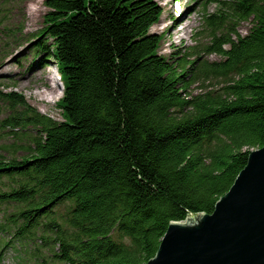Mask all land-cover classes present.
<instances>
[{"label":"trees","instance_id":"1","mask_svg":"<svg viewBox=\"0 0 264 264\" xmlns=\"http://www.w3.org/2000/svg\"><path fill=\"white\" fill-rule=\"evenodd\" d=\"M214 1L220 34L171 60L150 31L162 15L154 0H44L36 43L64 84L63 118L0 91L5 125L38 131L26 155L0 158V177L19 178L0 193L22 205L16 234L48 218L56 260L146 264L171 222L214 211L264 145V0ZM65 201L69 229L52 216Z\"/></svg>","mask_w":264,"mask_h":264},{"label":"rangeland","instance_id":"2","mask_svg":"<svg viewBox=\"0 0 264 264\" xmlns=\"http://www.w3.org/2000/svg\"><path fill=\"white\" fill-rule=\"evenodd\" d=\"M154 1L161 7L162 15L150 31L162 35L159 53L171 60L179 55L189 54L193 51V46L202 48L212 41L213 33L220 29L213 30L209 25L211 15L219 13V5L214 0H178L173 2L171 9L165 3L166 0ZM179 10L188 11L193 17L188 21L187 29L173 38L176 13ZM47 11L44 0H0V91L19 92L36 110L62 121V110L50 92V77L57 74L59 85L64 88V84L54 60H43L44 51L36 43ZM168 12L171 13L170 19L165 18ZM251 25L250 20L241 22L238 26L239 33L245 35ZM220 32L219 30L217 33ZM172 40L174 45L170 46ZM47 42L50 44L51 40L48 39ZM200 56L201 59H221L217 53L202 51ZM188 91L191 94L198 93L201 88L194 84ZM9 114V106L0 99V158H21L27 154L38 131L32 127L5 125L4 120ZM18 179L1 176L0 193L17 187ZM21 207L16 202H0V264H67L53 257L58 249L53 243L54 232L45 229L48 218H42L40 224L27 234H16L23 224V219L18 217ZM70 208L71 202L65 201L55 207L52 215L67 229L66 217ZM12 214L15 215L11 217ZM113 237L130 242L129 238L122 237L116 231Z\"/></svg>","mask_w":264,"mask_h":264},{"label":"water","instance_id":"3","mask_svg":"<svg viewBox=\"0 0 264 264\" xmlns=\"http://www.w3.org/2000/svg\"><path fill=\"white\" fill-rule=\"evenodd\" d=\"M146 264H264V145L212 213L170 223Z\"/></svg>","mask_w":264,"mask_h":264},{"label":"bare ground","instance_id":"4","mask_svg":"<svg viewBox=\"0 0 264 264\" xmlns=\"http://www.w3.org/2000/svg\"><path fill=\"white\" fill-rule=\"evenodd\" d=\"M178 0H166L165 3L169 5V8L171 9V5L173 2H177ZM173 7V6H172ZM188 12V11H187ZM184 12L183 10H179V13H176V24H175V33L173 35V38L176 34H178L180 31L187 29L189 25V20L193 17L190 13ZM166 19L171 18V13L168 12V14L165 17ZM172 38V39H173ZM182 38V37H181ZM174 45V41H170V46ZM50 92L54 95V100H59L63 96V87L59 85V78L57 79L56 76L52 75L50 77Z\"/></svg>","mask_w":264,"mask_h":264}]
</instances>
